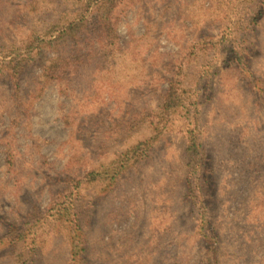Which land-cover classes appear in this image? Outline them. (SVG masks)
<instances>
[{
  "label": "rangeland",
  "instance_id": "obj_1",
  "mask_svg": "<svg viewBox=\"0 0 264 264\" xmlns=\"http://www.w3.org/2000/svg\"><path fill=\"white\" fill-rule=\"evenodd\" d=\"M83 12L77 41L54 40ZM94 13L87 0H0V235L7 223L38 225L67 180L155 132L108 188L81 185L85 264H264V0H118L112 47ZM28 42L14 81L2 62ZM169 85L189 114L158 115ZM187 128L204 154L196 177ZM41 228L28 264H69L64 232ZM16 253L0 248V264Z\"/></svg>",
  "mask_w": 264,
  "mask_h": 264
},
{
  "label": "trees",
  "instance_id": "obj_2",
  "mask_svg": "<svg viewBox=\"0 0 264 264\" xmlns=\"http://www.w3.org/2000/svg\"><path fill=\"white\" fill-rule=\"evenodd\" d=\"M87 1L88 3H94L95 5V13L92 17L91 22L92 30H98L100 32V37L102 36L101 38L105 39L106 44L110 47L116 45L117 33L115 24L114 22H112V18L113 8L115 7V4L118 0ZM87 10V8L83 9V11L85 12ZM85 12L78 14L76 17L70 20L67 25L58 32L54 40L70 38L71 41H77V37L80 35V33H82V30L87 22L84 16ZM52 42L54 41L50 40V44ZM241 43L242 42H240L237 46L241 47ZM31 44V42H28L25 45V53H21V50L15 49L12 51L11 58L3 60L2 65L6 70L5 73L11 79H18V74L20 73V71L24 69L25 64H28V61L32 59L31 55L34 53V49ZM34 47L36 48L38 46ZM36 51L39 55V50ZM8 56L10 57V55H7V57ZM233 57L238 63L242 61V58L240 57L237 50H235ZM62 63L63 57L60 55H57L50 60V80H54L60 77L62 72H60L59 69L62 68ZM46 69L47 68L42 69V72H44ZM181 109H185V115L190 113L189 109L184 106V102L182 101V97L179 91L173 86L169 85L162 94L158 115L167 117L172 113H177ZM185 119L189 120V117H185ZM186 131L188 134V139L185 151L187 157L188 172L190 177H196L203 165L204 154L199 147V140L193 128H187ZM155 137L156 136L154 132V135H150L144 141H139L133 146H130L109 163H102L79 178H70L69 180H67L64 188L52 199L50 207L48 208L46 214L43 215L44 220H41V223L36 225L40 220L39 218H37L24 230H18L13 222L6 224L4 233L0 235V248L9 247L12 250L15 249L17 251L14 264H16V260H19L17 264H28L27 257L29 253H31L32 251L35 252L36 244H40L38 238L43 241L42 231L40 232V234H37L38 236H35V230L37 227L41 228L42 225H44L43 228L47 229L48 231L60 229V231L64 232L65 239L69 246V264H85L87 240L80 225L79 216L81 207V205L79 204L81 199V185L84 183L96 184L105 182V188H108L109 185L114 183L124 171L133 167L137 163L138 151H145V149L142 147L150 146ZM188 191L194 204L197 201L196 199H199L198 202H200V204L198 205L202 208L201 218L203 222L202 224H204L206 210L204 208L205 206L202 201V196L197 195L196 198L191 185H189ZM202 224L200 220L199 225ZM199 228L204 229V227L202 226H199ZM200 232L202 234L205 245H207L206 251L214 252V250H211L214 249L212 239L203 230H201Z\"/></svg>",
  "mask_w": 264,
  "mask_h": 264
}]
</instances>
